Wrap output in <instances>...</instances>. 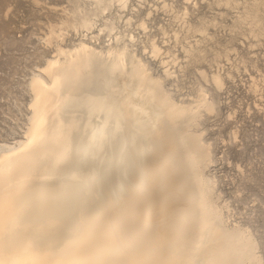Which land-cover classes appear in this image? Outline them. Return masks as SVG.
<instances>
[{
  "label": "bare ground",
  "instance_id": "bare-ground-1",
  "mask_svg": "<svg viewBox=\"0 0 264 264\" xmlns=\"http://www.w3.org/2000/svg\"><path fill=\"white\" fill-rule=\"evenodd\" d=\"M72 1L61 28L91 31V41L56 43L30 79L24 135L0 144V264H264V232L234 218L209 172L216 154L204 121L233 78L222 63L229 52H210L206 22L188 7L175 14L172 0L162 7L180 30L161 26L163 41L150 30L151 8ZM243 9L237 18L260 40L264 0ZM62 29L47 40H63ZM106 31L116 32L101 41ZM191 65L200 78L191 101L178 99L177 66L185 76Z\"/></svg>",
  "mask_w": 264,
  "mask_h": 264
},
{
  "label": "rangeland",
  "instance_id": "rangeland-1",
  "mask_svg": "<svg viewBox=\"0 0 264 264\" xmlns=\"http://www.w3.org/2000/svg\"><path fill=\"white\" fill-rule=\"evenodd\" d=\"M162 1L145 0L144 4L131 1V7L153 9L149 25L156 38L160 41L166 38L159 30L161 26L171 34L174 29L180 30L175 14L188 7L192 18L206 22L209 35L215 36L206 45L207 49L229 52L230 60L223 57L222 63L233 78H228L226 87L219 92V112L204 121L206 137L214 144L216 154L209 172L216 175L223 197L232 203L234 218L252 223L264 232V37L255 39L249 25L237 18L244 11V3L252 0H238L237 6L226 4L225 0H168L175 14L163 10ZM81 4L88 7L89 0H81ZM75 6L72 0H0V144L13 143L24 135L29 123L30 79L55 56L56 43L71 48L83 37L91 41V31L77 33L61 28ZM119 24L124 26L122 20ZM52 26L58 31L62 29L63 40H47ZM121 26L119 30H123ZM137 30L134 33L142 36L143 32ZM94 31L97 33L98 29ZM115 32L100 33L101 41ZM199 38L200 34L189 35L192 41ZM171 49L180 61L186 62L180 44H172ZM159 65L157 62L156 69L162 70ZM203 67L208 71L214 69L208 62ZM177 70L179 78L174 80L180 87L176 95L178 99L191 101L189 93L200 78L196 65H191L185 76L178 66ZM234 131H238L237 138L233 137ZM87 256L91 257V253L83 258Z\"/></svg>",
  "mask_w": 264,
  "mask_h": 264
}]
</instances>
